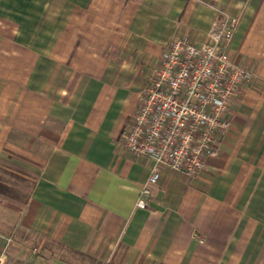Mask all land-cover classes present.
Returning a JSON list of instances; mask_svg holds the SVG:
<instances>
[{"label": "crops", "instance_id": "1", "mask_svg": "<svg viewBox=\"0 0 264 264\" xmlns=\"http://www.w3.org/2000/svg\"><path fill=\"white\" fill-rule=\"evenodd\" d=\"M222 12L238 22L229 55L254 79L203 172L160 168L136 209L151 166L123 150V122L166 44H202ZM262 224L264 0H0L9 264H256Z\"/></svg>", "mask_w": 264, "mask_h": 264}, {"label": "built area", "instance_id": "2", "mask_svg": "<svg viewBox=\"0 0 264 264\" xmlns=\"http://www.w3.org/2000/svg\"><path fill=\"white\" fill-rule=\"evenodd\" d=\"M220 16L202 44L187 36L166 44L135 111L123 122V150L151 166L136 209L150 207L160 168L187 178L203 172L231 129L240 90L254 79L229 55L237 19L224 12ZM0 264H9L4 254Z\"/></svg>", "mask_w": 264, "mask_h": 264}, {"label": "rangeland", "instance_id": "3", "mask_svg": "<svg viewBox=\"0 0 264 264\" xmlns=\"http://www.w3.org/2000/svg\"><path fill=\"white\" fill-rule=\"evenodd\" d=\"M154 66H150V70L153 68ZM154 71V70H153ZM152 76H153V72L151 73V75H150V77H149V79L148 80H146L144 83H143V85H142V88H141V90H140V96H142L143 95V92H144V90H145V88H146V86H147V84L149 83V81L151 80V78H152ZM129 93V92H128ZM263 225V224H262ZM264 225H263V227H262V229H261V231H260V233H259V236H257L256 235V238H255V240H256V245L257 246H255V247H251L250 248V253H253L254 251L256 252V256H257V260H258V262H259V260H260V262L258 263H256V264H264ZM31 254V253H30ZM259 256H260V258H259ZM32 255H31V258H29V262L28 263H26V264H34L32 261H33V259H32ZM54 258H55V264L57 263L56 262V260H58V259H65V256H63V255H58V254H54ZM27 262V261H26Z\"/></svg>", "mask_w": 264, "mask_h": 264}]
</instances>
